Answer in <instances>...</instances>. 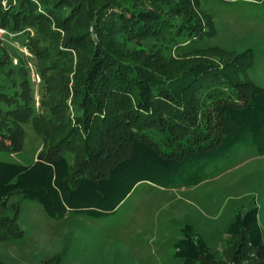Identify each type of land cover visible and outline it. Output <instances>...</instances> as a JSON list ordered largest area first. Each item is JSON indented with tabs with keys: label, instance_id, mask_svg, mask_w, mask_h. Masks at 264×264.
Listing matches in <instances>:
<instances>
[{
	"label": "trees",
	"instance_id": "trees-1",
	"mask_svg": "<svg viewBox=\"0 0 264 264\" xmlns=\"http://www.w3.org/2000/svg\"><path fill=\"white\" fill-rule=\"evenodd\" d=\"M171 8L152 12L112 0H0V28L33 30L29 48L44 92L35 116L27 69L0 59V137L7 140L0 151L19 152L29 123L44 144L29 165L0 160L2 209L20 196L52 219L103 218L140 182L190 188L231 162L236 148L252 147L264 156V88L235 84L234 76L209 62L174 73L170 66L178 60L159 50L129 59L137 53L127 48L130 41L174 42L199 32L191 2ZM68 102L80 112L73 126ZM258 214L250 207L228 225L229 264H264ZM17 219L18 212L0 221V241L21 237ZM174 251L180 264H223L189 224Z\"/></svg>",
	"mask_w": 264,
	"mask_h": 264
},
{
	"label": "rangeland",
	"instance_id": "rangeland-1",
	"mask_svg": "<svg viewBox=\"0 0 264 264\" xmlns=\"http://www.w3.org/2000/svg\"><path fill=\"white\" fill-rule=\"evenodd\" d=\"M112 1L169 13L181 0ZM188 1L200 21L199 32L192 36L185 34L174 42L155 38L130 41L127 48L137 53L129 59L143 60L148 52L159 50L164 57L178 60L170 66L174 73L193 63L209 62L219 71L234 76L235 84L253 83L264 88V0ZM2 5H6L5 1ZM0 30L3 31L0 59L6 58L9 67L22 64L27 69L36 116L41 111L44 92L37 60L29 48L33 30L19 33ZM79 114L68 102L71 126ZM23 129L22 149L0 151V160L24 165L34 161L43 141L32 124L24 125ZM0 142L7 140L0 137ZM219 166L216 174L190 188L163 189L140 182L113 214L103 218L69 214L52 219L37 202L11 197L7 209L0 207V221L13 218L18 212L22 235L17 240L0 241V261L3 264H180L174 257V244L181 237L182 228L189 224L217 258L229 264L231 246L226 229L237 212L257 207L264 240V156L252 147H239L231 162Z\"/></svg>",
	"mask_w": 264,
	"mask_h": 264
},
{
	"label": "built area",
	"instance_id": "built-area-1",
	"mask_svg": "<svg viewBox=\"0 0 264 264\" xmlns=\"http://www.w3.org/2000/svg\"><path fill=\"white\" fill-rule=\"evenodd\" d=\"M0 32L2 33L3 31H2V30H0Z\"/></svg>",
	"mask_w": 264,
	"mask_h": 264
}]
</instances>
